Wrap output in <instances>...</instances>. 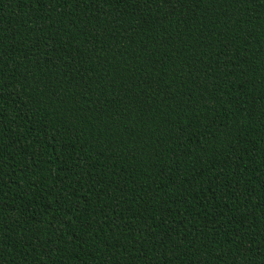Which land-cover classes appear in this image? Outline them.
<instances>
[{
	"label": "trees",
	"instance_id": "1",
	"mask_svg": "<svg viewBox=\"0 0 264 264\" xmlns=\"http://www.w3.org/2000/svg\"><path fill=\"white\" fill-rule=\"evenodd\" d=\"M0 264H264V0H0Z\"/></svg>",
	"mask_w": 264,
	"mask_h": 264
}]
</instances>
